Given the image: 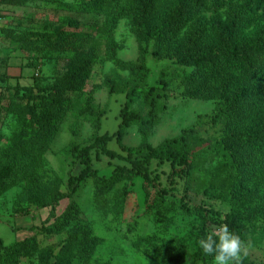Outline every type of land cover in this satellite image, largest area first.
I'll list each match as a JSON object with an SVG mask.
<instances>
[{
  "label": "trees",
  "instance_id": "obj_1",
  "mask_svg": "<svg viewBox=\"0 0 264 264\" xmlns=\"http://www.w3.org/2000/svg\"><path fill=\"white\" fill-rule=\"evenodd\" d=\"M72 2L70 9L104 13L101 28L106 37L109 58L131 75L123 85L112 79L106 80L110 92L125 89L127 93L117 134L135 122L143 137L149 134L158 117L159 100L168 96L166 90L174 79H178L184 87V97L208 96L215 99L212 112L196 127H187L180 135L164 139L156 147L145 141L135 150L147 159L154 156L177 160L180 166L174 167V170L188 174L195 168L191 156L202 142L199 136L202 126L219 128L221 134L212 153L228 179L230 194L238 207L228 213L225 223L207 221L202 238L210 234L214 227L227 224L229 230L242 239V220L264 223V0H170L162 10H157L158 0ZM210 6L228 8L224 18L214 17L207 25L201 15ZM122 19L126 20L138 42L139 55L133 62L115 56L114 32ZM93 34L92 31L76 29L61 35L64 48L76 50L67 71L45 86L34 84L37 88L35 93L26 87L30 89L27 94L21 95L26 97L23 102H17L12 107L0 104V109L5 108L18 127L12 138L21 147L20 152L13 154L7 149L1 151L9 168L0 176V191L23 179H28L35 189L42 191L40 168L35 165L34 156L47 149L68 111L74 112L76 118L86 117L94 128L99 127V112L95 108L85 103H71L69 98V92L84 88L91 67L98 58L94 51H77L84 42L93 38ZM42 41L49 43L48 39ZM142 43L152 44V56L172 59L180 66V72L173 73L164 68L156 86L147 87L144 84L148 73L146 49ZM8 76L6 72H0V79ZM137 101H143L148 106L145 115L128 109ZM248 119L251 120L250 127L242 129L241 124ZM105 137L95 136L93 143L80 150L85 166L78 176L69 177L68 183L74 189L80 180L90 177L96 207L119 215L132 191L130 185L134 174L126 167L114 168L108 175L98 174L90 168L88 152L92 146L99 144L102 151L113 154L106 147ZM144 160H137L139 168ZM70 194L71 191H60L59 179H55L47 200L42 202L48 207L45 222L36 227L33 234L21 239L4 243L0 238V264H24L20 257L30 253L38 254L33 264H74L75 261L77 264H88L101 243V237L80 217V206L75 200L70 199L64 209L56 213L57 201ZM240 204H243L241 210ZM262 230L264 232V226ZM38 233H65V236L54 250L49 245L39 244ZM134 243L149 260H158L162 264H183L184 244L181 242L165 241L157 234H137ZM195 254L202 262L212 259V256L203 254L199 244Z\"/></svg>",
  "mask_w": 264,
  "mask_h": 264
},
{
  "label": "rangeland",
  "instance_id": "obj_2",
  "mask_svg": "<svg viewBox=\"0 0 264 264\" xmlns=\"http://www.w3.org/2000/svg\"><path fill=\"white\" fill-rule=\"evenodd\" d=\"M72 1L0 0V72L9 75L0 79V104L12 107L25 100L26 97L21 95L27 94L30 88L33 93L37 92L34 84L45 86L62 76L76 50L65 49L61 35L79 29L94 34L77 51H94L98 58L91 67L84 88L69 92V98L71 103H85L99 112V127L96 129L86 117L76 118L74 112L68 111L47 149L34 156V163L40 168L42 191L35 189L28 179L15 181L0 191V238L4 243L15 241L33 234L35 228L45 222L48 207L42 202L47 200L53 181L59 179V190L65 193L71 191L72 194L57 201L56 213H60L70 199L75 200L80 206V217L101 237V243L88 264H162L144 256L134 243L137 234H157L165 241L170 239L183 243V264H213V257L202 262L195 254L198 241L203 237V228L209 220L225 223L228 213L238 207L230 194L228 179L212 153L221 134L219 128L202 126L199 132L202 142L191 156L195 168L188 174L174 170V167L180 166L177 160L154 156L147 159L135 150L145 141L156 147L164 139L180 135L185 128L196 127L212 112L215 99L208 96L184 97V87L178 79H174L166 90L168 96L159 100L158 117L149 134L143 137L136 122L117 134L127 93L125 89L110 92L106 80L112 79L123 85L131 75L109 58L106 37L101 28L104 13L70 9ZM169 1L158 0L157 10H162ZM227 8L210 6L201 18L210 25L214 17L224 18ZM42 39H48L49 43ZM114 41L118 59L127 62L137 59L138 42L125 19L118 22ZM142 46L146 49L148 73L144 84L147 87L156 86L164 68L173 73L180 72V66L172 59L152 56L151 43H142ZM128 109L145 115L148 106L143 101H137ZM250 125L251 120L248 119L241 124V128L247 129ZM17 130L13 118L8 116L5 108H1L0 176L9 168L1 151L7 149L11 154L21 151L12 138ZM101 135H106V147L113 154L102 151L99 144L92 146L88 152L90 168L98 174L108 175L114 168L126 167L134 174L130 185L132 191L119 215L96 207L90 177L80 180L74 189L68 183L69 177L78 176L85 166L80 150L93 143L95 136ZM142 159L145 160L139 168L137 160ZM242 205H239L240 210ZM16 216L22 217L19 220L27 228H13L17 223ZM242 221L240 231L247 247L241 264H264V223ZM64 236L65 233H38L37 239L40 245H49L56 250ZM37 256V253H30L22 255L20 260L24 264H33ZM74 264H77L76 261Z\"/></svg>",
  "mask_w": 264,
  "mask_h": 264
},
{
  "label": "clouds",
  "instance_id": "obj_3",
  "mask_svg": "<svg viewBox=\"0 0 264 264\" xmlns=\"http://www.w3.org/2000/svg\"><path fill=\"white\" fill-rule=\"evenodd\" d=\"M204 255L213 257V264H241L247 245L231 232L227 224L216 226L198 241Z\"/></svg>",
  "mask_w": 264,
  "mask_h": 264
},
{
  "label": "crops",
  "instance_id": "obj_4",
  "mask_svg": "<svg viewBox=\"0 0 264 264\" xmlns=\"http://www.w3.org/2000/svg\"><path fill=\"white\" fill-rule=\"evenodd\" d=\"M16 217H17V218H16L17 223H15V225H14V229H15V230H21L22 228H27V227L24 226L23 222L21 223V221L19 220V218L22 219V217H19V216H16ZM28 236H29V235H28ZM24 237H26V236H24ZM22 238H23V237H22ZM19 239H21V238H19Z\"/></svg>",
  "mask_w": 264,
  "mask_h": 264
}]
</instances>
